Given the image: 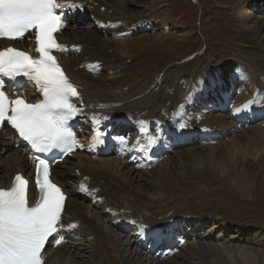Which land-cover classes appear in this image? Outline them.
<instances>
[{
    "label": "rangeland",
    "instance_id": "1",
    "mask_svg": "<svg viewBox=\"0 0 264 264\" xmlns=\"http://www.w3.org/2000/svg\"><path fill=\"white\" fill-rule=\"evenodd\" d=\"M242 2L243 4H241ZM259 2L264 4V0H259ZM107 3L114 7V10L112 11L113 13H116L117 16H120L127 21H132V24H144L142 19H145V17H150L152 20L155 18L157 20L154 21V23H152V20H149L150 23L146 22V24L142 27L136 26L137 29L126 37L119 39L110 38L113 40L110 43L112 48H110L109 51L115 55L116 61L114 63H120V66H117L113 69L115 72L124 73V67L130 64V62L133 60L139 61L140 64L133 67L134 70H131L133 72V76L135 75V77H137V82H128L114 89H101L102 91H97L98 94L104 96H101V98L122 99V94H120L121 91L122 93H126L128 91H132V88L136 89L140 83L142 87L144 85L143 83H150L149 86L144 90L145 92L150 93L149 96L147 95L149 97L148 102L145 103L141 100V106L138 108V111L142 109V116L143 114H146L145 117H148L149 115L154 117V121L149 122L148 126L151 127L150 130L155 134L156 131H158V123H156V120L158 117L162 118L161 122L163 123L166 119L165 117H168L167 115L169 113H177L183 119H190V115H192V118L194 119L195 114L197 115L199 113L202 114L201 116L207 114L226 116V119H223V121L221 120V123H224L221 125V127L219 125L216 126V130L218 132L217 135L220 137L217 136L218 138L216 137L213 144L207 145L208 143L202 144L195 142L193 144L180 146L176 149H173L171 153L167 154L168 157L166 156L165 158L168 160L164 159V157L161 158L158 156L159 158L157 159V162L153 161V166L149 168L144 167L146 166V160L139 159L138 157H132V159L134 158V162L139 164L135 165L133 163L131 164L127 162L131 159V157L123 159V157L116 158L114 155H91L87 154L85 151H82V153L77 152L76 155L68 157L65 164L55 168L54 171L57 170L59 174L63 173L60 176L63 177V182L67 184L66 188L68 191H75L81 189L83 186H81L82 183L79 179V176L74 173L77 170L74 168H78L77 166L82 165L84 162L89 166L92 164L91 168L95 167L97 170L108 174L110 177H116L124 183L127 179L129 182H131H126L129 185L128 188L134 190L133 192L136 190L140 194H143L145 203H148L151 208L153 207L156 212H160L162 208H167V206L171 204H184L187 201H192L194 206L197 207L196 211L192 213L188 209L180 208L181 210H178V212L182 216V220L176 221L180 223L179 225L172 226L173 222L170 221L165 227H162L161 230H156L154 228L149 229V232L146 233L147 239L151 238L152 241L149 240L147 242L148 247L154 246L152 243L157 238H160L161 241L165 240L159 244V248L168 240H177V242H179V240H181L179 239V232L180 234H186V239L181 240V246L179 247L180 252L186 257L185 262L189 261L192 262V264H207V260L203 257V254L201 256L197 251H200L199 244L203 246V243L205 244L206 242H212L223 249L228 258V262H226V259L223 258L224 261L222 263L216 260V256L212 255L210 257V261L213 264H242L240 263L239 259H235L238 258L235 254L238 250H242L243 247L252 249L251 251L249 250L252 264H264V190H261L264 188V186H258L259 182H264V168H262V166L258 167L253 165L261 159L262 162H264V149H258L259 152H251L249 154L243 147L237 149L236 151L238 152L233 149L231 150L232 153L230 151V153L224 157V162H213L214 160L212 159H214V157L207 155L210 153V148L211 151H213V149H216L217 147H222L225 149L227 147L233 146L232 140L235 141L236 138H238L236 136L240 135V132H244V129L248 128V126L264 127V108L263 112L260 109V111L256 112L257 116L253 113H249L248 111H246L245 114L243 113L244 117L241 119V121L244 122V124L248 123L243 127L239 126L241 121L237 119L238 114L236 116H232L230 113L233 102L237 99V97L242 95L241 97H244L248 100L253 98L254 93L246 90V88L252 86L254 82H257L260 85L258 99H261V95L264 91V53L259 51L258 45L253 50H249V46L244 43L242 44L243 48L241 49L239 47V45H241L240 39L235 37L237 32H240L241 30H248V28H252L256 24H261L262 31H264V23L260 19L264 17V5L261 8H257L256 6H250L249 3V5L245 4L244 0H107ZM101 6L102 5L99 6V9H101ZM86 13L93 15V13H89L88 11ZM85 14H78L75 12L70 14V16L73 15L74 17L81 19L80 23L76 26L72 24L74 25L73 27H75L74 30L77 36H79L80 39H82V37L88 39H90L89 37L92 36L95 38L98 37L101 40L100 42L103 43L106 37L99 36L100 32L98 27L99 24H101L100 21H97L95 18L91 20L89 17L83 20ZM236 16H238L237 19L240 18V20H238L236 25H234L231 19L236 18ZM162 18L168 19L166 24L167 26H163L161 23L160 20ZM255 19H258L257 22H255ZM119 24L121 23L119 22ZM146 26L148 28L145 29L144 27ZM146 34L151 36L152 45L155 51H146L145 48L147 47H143L145 39L141 38ZM237 35H240V33H237ZM114 40L116 41L113 42ZM117 40L120 42L118 43L119 48L116 47ZM255 51H258V54L254 53L255 55L253 56V52ZM126 52L129 54L124 55ZM154 52L156 53V56H154ZM229 60H233V64H230ZM203 68L205 69L201 74L200 70ZM101 71L102 69L97 73L99 74V77L104 80L107 78V76H109V74L106 70L102 71V73ZM199 76L202 78L198 82L196 79L199 78ZM194 77L196 79H194ZM181 78H185L186 80L183 82V84H179L180 87L174 98V87L177 80L179 81ZM203 78L206 81H204ZM154 79L156 83H159L158 89L155 90L152 84ZM190 79H194L193 88L196 90V92L192 99L196 98V103L195 101L191 102V100H188L187 97L183 98L182 100L180 98V94H184L185 88ZM164 88H167L166 91H168L170 96H172V99H174L172 100L174 101L173 104L172 101L161 96L160 91ZM31 89H33L32 86L31 88L27 89V92ZM192 89L190 90V93ZM21 90H25L24 87L20 88L18 92ZM86 93L87 92H85V94ZM116 94H119V96ZM208 94H213V98L210 99ZM86 95L89 96L88 94ZM143 95L141 93L139 97L136 96L134 98L132 97L127 99L126 101L130 102H126L117 108L124 109L125 111L129 103H133L134 100L138 101L141 99V96L143 98ZM191 103H194L196 106L193 107ZM153 105L157 107L152 109ZM145 107L148 108L146 109ZM162 107H166V109H163ZM196 107L200 108V111L196 112ZM214 109L227 111L225 113L218 111L212 113V110ZM253 111H255V109H253ZM126 114L128 116H125ZM122 115L125 118L133 116V114H129L128 112H123ZM231 117L233 120L235 119V122L232 124L229 122V120L232 119ZM136 118L139 120V122L143 120L139 117ZM201 120L197 123V126L199 127L201 123H203ZM249 120H252L251 124H249ZM123 121H125V123L127 122L125 119ZM79 122L81 125V131H79L80 137L88 132H93L92 127L90 126L91 123H85V118ZM105 122L110 124L112 121L107 118ZM125 123L122 122L121 124L124 126ZM135 125L136 123H132L130 126H127L129 138H131V136L135 137L137 135L136 133L138 131V127ZM222 126L225 127L223 128ZM107 132L109 135H111V137H114L117 135L118 130L115 131L114 127L108 129ZM172 134L175 135V131H173ZM177 139V137H172L169 140V146L172 147L174 144H184L188 142V140L189 142H192V138L190 137L186 138V141H177ZM167 143L168 140L164 144H159V146L163 147H159V150L155 151L157 155H159V153H163L164 150L167 149ZM80 149L84 150V147H81ZM9 152H11V149L8 146H5L2 149V152L0 150L1 170L3 163H5L4 160L9 156L7 155ZM234 152L236 154H234ZM94 155L95 157L102 158L95 159L93 157ZM229 159L231 161H229ZM109 162L114 163L113 166L111 165L112 167H110V169H108ZM122 162L127 164L125 165ZM223 163H226V165ZM160 164H162V167L167 166L169 170H173L172 174L169 176L171 177V179H169V182L172 185L171 190L173 189L172 191L174 192V196L171 198L165 193L152 190L157 186L154 175L158 174L157 169H160ZM131 166H133V168H131ZM244 166L249 168L248 171L244 169ZM83 170L87 172V169ZM116 170L119 171L121 175L118 174L116 176L118 173ZM227 170L229 171L227 172ZM28 171L29 170H27V172ZM245 171L248 175L251 174L252 177H255L256 184L253 183L255 187L249 191L250 194L246 193V195L242 197L240 192L237 190H235L236 192H226L227 194H224V191L222 190V193L219 194L221 187L225 189L226 185L233 186V182L236 180L235 178L239 175L242 177V174ZM212 173L216 179L215 181L218 184L216 182L214 183L213 181L210 183H205L207 186L205 184H203V186L201 184V179L198 178H203V176L205 177L208 174L213 177ZM0 177H4V175L0 174ZM189 178L196 182H193L192 180L184 182L186 179L189 180ZM143 179L146 180L144 181ZM192 182L194 185H189V183ZM223 183L225 184V187L223 186ZM150 184H152L154 187H151ZM195 185L201 186L198 188ZM190 189L192 190L190 191ZM169 191L170 189H167L166 192ZM81 195L83 198L79 201H82L83 205L79 210L82 211L87 218L92 217V215H90L92 213L99 214L98 216L101 219H96L93 216L94 221L102 229L110 231V234L119 241L122 240L126 242L127 238L130 236H133L135 239H137L138 234H135L137 228L135 227L136 220L134 218L129 217L130 219L128 221L133 222L134 226H130L128 224L123 225L122 228L126 229L124 230L125 233L117 237V231L112 228L114 231L111 233L112 230L109 228L110 222L117 224L118 227L122 223V221H120L121 217L116 216L113 211L114 206L112 205L111 208L105 207L104 203L101 201L102 197H99L98 195ZM134 195L138 197L137 193H134ZM203 195L206 198H204ZM216 199L220 200L217 201ZM119 200L126 209H131V204L133 203L132 197L124 198L121 196ZM221 201L223 202L221 203ZM224 203H228L229 207L224 205ZM146 204L143 205L146 206ZM186 206H188V204ZM69 209L71 211L72 208ZM70 213L71 215L75 214L73 210ZM71 219L72 218L69 215L65 217V220L67 221H71ZM156 220L160 222L158 225H163L165 222V219L162 217H157ZM203 221L205 223H202ZM82 223L83 221L80 222V224L78 223L77 227L75 228V232H77V229L81 228ZM71 225V222H67V227ZM74 226L75 225H73V227ZM170 226L177 229V231L173 232L172 229H169ZM65 227L62 229L63 231H68L67 235L65 236V244L71 245V252L69 254L66 253V257L62 258V262H64L63 264H68L70 260L69 258L73 256L79 248L83 249L86 245V242L84 240L79 241V239H72L70 230H67ZM127 231L132 232L133 234H127ZM143 233L145 232L143 231ZM156 233H163V235L156 236ZM77 237L80 239L85 238L79 233L77 234ZM139 239L140 237H138V240ZM164 245L167 247L169 246L168 243ZM188 248H191V251H189ZM80 256L87 257V253L81 252ZM81 257L79 259H75L79 263L85 264L84 262H87L86 258H83L84 261H82ZM101 257L102 256L99 255L98 258ZM171 259L173 261V258ZM54 260L55 259H53L52 256L51 258L48 256L46 262L53 264L55 263ZM172 261H169V263H172ZM178 261L181 262L182 260L179 259ZM106 262H108V258L106 259ZM128 262L129 264H136L135 256L129 254Z\"/></svg>",
    "mask_w": 264,
    "mask_h": 264
},
{
    "label": "bare ground",
    "instance_id": "2",
    "mask_svg": "<svg viewBox=\"0 0 264 264\" xmlns=\"http://www.w3.org/2000/svg\"><path fill=\"white\" fill-rule=\"evenodd\" d=\"M70 3H73V4L81 6L80 10L73 11L75 13L85 14L87 11L89 13H93V18H95L97 21H100V23H101V24H99V27H98V30L100 32L99 36L100 37H106V39H105V41L103 43L100 42L101 40L98 37L95 38L93 36L89 37L90 39L81 36L82 39H80V37L77 36V34H76L75 30H74L75 27H73V26L74 25L76 26L77 24H79L81 19H79L77 17H74L73 15L71 16V18H70L71 20H69L66 24H64V27L62 28L61 33H60L62 46H63V51L60 50V49L57 50V55L59 56L60 59H62L61 62L64 65V69L67 71L68 80L73 85L74 84L76 85L79 95L82 92V95L84 96L83 97L81 95L82 99H83L84 103L87 106L88 105L89 106L95 105V104H98V103H104V102L123 101V100L130 99L132 97L133 98L136 97V96L139 97V95L141 93L143 95V92H144L143 98L141 96V99H139L138 101L134 100L133 103H129L127 105V109L125 111H124V109H119V108H113L112 109V110H114V114L118 115L119 117H122L123 120L125 119V117H123V115H122L123 112H128L130 114H133V112L131 113V111H133V110L136 111L137 110L136 111L137 113L142 114V112H143L142 109H140L138 111V108L141 106V100L144 101L145 103L148 102V98H149L148 96L150 95V93L149 92H145L144 90L149 86L150 83H148V82L143 83L142 82L144 84L143 87H142V85L140 83V85H138L136 87V89H133L131 87L132 91H128L127 90L128 92H126V93H122V91H121L120 94H122V99L123 100L122 99H110V98L103 99V98H101V96H103V95L98 94L97 91H102L101 89L105 90L106 88H110V89L118 88V87H120L123 84H126L128 82L136 81L137 77H135V75L133 76V72L131 70H134L133 67H135L136 65L140 64L139 61H137V60H133L132 61L133 63L130 62V64L125 66L124 69H123V71H125L124 73L115 72V70H113L117 66H120V63L119 64H115L114 63L116 61L115 55L112 54L111 51H109L110 48H112V46H110V43L113 40V39H110V38H113L115 35L120 34L122 32V30L130 29L129 26H133L134 29H136V26L142 27L143 25L146 24L145 21H149V20H152V19L150 17H145V19H142L144 24H142V25H138V24H135V23L132 24V21H127V20L121 18L120 16H117L116 13H113L112 11L114 10V7H112L109 3H107V0H70ZM244 3L245 4L249 3L250 6H256L257 8H261L264 5L262 2L260 3L259 0H244ZM241 4H243V2ZM100 5H102L101 9H99ZM148 10H150V9H148ZM238 14H239V12H238ZM144 15H146V14H144ZM158 16H159V14H158ZM237 17L238 16H236V18H234V19L233 18L231 19V21H232V23L234 25H236L238 23V20H240V18L237 19ZM120 19H121V21L123 23L120 22L121 25H122L120 27L121 29L120 28L117 29L115 26L117 24H119V22L116 23V24H114V22L115 21H119ZM260 19L264 23V17L260 18ZM156 20L157 19L154 18L152 20V23H154V21H156ZM167 20H168L167 18H162L160 20L161 23L163 24V26H165L167 24ZM257 20L258 19H255V22H257ZM70 21H72V24H74V25L71 24L72 27H71V25H69ZM75 21H77V22H75ZM68 26H70V27H68ZM237 33H240V35H237ZM237 33L235 34V37L240 39V42H241L240 44L241 45H239V47L241 49L243 48L242 44H244V43H246L249 46V50H253L258 45L259 46V51L264 53V31H262V25L261 24H256L252 28H248V30H241L240 32H237ZM141 39H145L143 47L144 46L147 47V48H145L146 51H155V49L153 48V45H152V39H151L150 35L146 34ZM115 41L116 40H114L113 42H115ZM118 43H120V42H118V40H117V44H116L117 48H119V44ZM17 44H18V46H22V42H18ZM234 45H235V43H234ZM76 48H78V49H76ZM127 51H128V49H127ZM254 53L258 54V51L253 52V56L255 55ZM127 54H129V53L128 52L124 53V55H127ZM129 56H131V55H129ZM154 56H156V53L154 54ZM86 62H92L93 66H95V67L92 68L91 73H88L84 69V67H85L84 64ZM233 62H234L233 60H229L230 64H233ZM101 69H102V71H105V70L108 71V74H109V76H107V78L104 79V80H102L99 77V74L97 73ZM204 69L205 68L200 70L201 74L203 73ZM145 70H147V69H145ZM102 71H101V73H102ZM201 78L202 77L199 76V78H197L196 81L199 82ZM185 80H186L185 78H181L179 81L177 80L176 85L174 87V91H175L174 98H175L176 92L178 91V89L180 87L179 84H183V82H185ZM204 81H206V80L204 79ZM211 83H212V81H211ZM152 84H153L154 90L158 89V84L159 83H156L155 79H154V81H152ZM34 85H35V83H34ZM124 86H126V85H124ZM36 87H38V86H36ZM32 88H33V86H32ZM259 89H260V85L257 82H254L252 84V86L247 87L246 90H249L250 92L254 93L253 98L248 100V99H245L244 97H241L242 95L237 97V99L234 100L233 106L231 107V110H230V113L232 114V116L235 115L238 112V118L237 119H239V121H241V119L244 117L243 113L245 114L246 111H248L249 113H253L254 115L257 114L256 113L257 111L262 110V112H263V108H264V91H263V94L261 95V99H258L259 98ZM134 90H136V91H134ZM166 90H167V88H164L163 90L160 91L161 96L163 98L167 99V100H170V101L174 100V99H172V96H170L169 92L166 91ZM33 91H34V88L29 90L28 92H26L25 90H21L20 92H26L27 96H31L29 93H32ZM85 92H87L86 94H88L89 96H87L85 94ZM195 92H196V90L193 88L191 93L189 94V96H187V99L191 100V102L196 100V98L192 99L195 96ZM13 93L15 95L19 94L18 90H14ZM111 94H112V92H111ZM116 95L119 96V94H116ZM208 95H209L210 99L213 98L212 97L213 94H208ZM153 96H155V95H153ZM123 102H126V101H123ZM173 103H174V101H172V104ZM195 103H196V101H195ZM191 104H192L193 107L196 106L194 103H191ZM156 107L157 106L153 105L152 109H154ZM145 108L147 109L148 107H145ZM237 109H243L244 111H237ZM253 109H255V111H253ZM259 114H260V112H259ZM167 116L170 117V118L165 117L166 121L175 120L176 119L177 123L175 125H171V127L174 126L173 129H175V133L176 134L173 135L172 134L173 133V129H168V127H166L164 125V127L162 128V131H161V134L163 133L161 135L162 136L161 144H164L167 140H168V143H169V140L172 137H177L178 138L177 141H180V140H185L186 141V136L188 135V131L186 130L185 126L189 125V123L192 124L193 123V122H191L192 120L190 121V119H188V118L183 119L177 113H173V114L169 113ZM148 117L150 118L151 116L149 115ZM148 117H146V118H148ZM198 118H200V119H198ZM161 119L162 118L158 117V119L156 120V123H160ZM195 119L198 122L201 119H203V120H201V121H203V123H201V125H206L207 124L208 126H211L212 128H214L217 125H219L221 127V125L224 124V123H221V120L223 121V119H226V116L213 115V114L209 115V114H207V115L199 116V117L196 116L194 118V120ZM231 120H229V122L231 124L233 122H235L234 121L235 119L233 120V118H232ZM86 122L87 121L85 120V123ZM240 123H244V122L241 121ZM193 124H194L195 128H198V129L201 128V127L197 126V124H195V122ZM120 125L123 127V124H121V123L116 125L113 122H111L110 124H107L106 122H104L100 129H102L104 131H107L108 129L115 127V131L118 130V132H119V131H122V127ZM90 126L92 127V131L93 132H91V133L88 132L85 135L81 136L80 139L82 140V142H86L90 137L96 136L98 127L96 125L92 124V123H91ZM108 126H111V127H108ZM148 128L150 129L151 127L148 126ZM77 130H78V134H79V131H81V125H80L79 120L77 122ZM189 134L194 135V133L192 131H190ZM217 134H218V132L216 130H214L213 133L200 131V132L197 133L196 139L197 140H199V139L200 140L201 139L209 140V141H206V142H208L207 145H209V144L211 145V144H213V142H215V138H212L211 140H210V138L215 136V135H217ZM236 137H238V138H236L235 141L232 140L233 146L227 147L225 149L222 148V147H217L216 149H213V151H211V148H210L209 149L210 153L207 154V155L211 156V157L212 156L214 157V159H212V160H214L213 162H224V157L227 156L230 153V151L233 150V149H235V151H236L237 149L243 147L248 154L251 153V152H259L258 149L259 150L260 149H264V127H262V126H254V127H249L248 126V128L244 129V132H240V135H237ZM135 140H137L136 137H134V141ZM191 141H193V140H191ZM17 143H18L17 141H14L11 138V135L8 133V131H7V129L5 127L1 129V131H0V150H1V152H2V149L4 148V147H2L3 144H5V145L7 144L8 146H12L13 148L11 149V152H9L7 154L9 156L4 160L5 163H3L2 170H1V167H0V174L4 175V177H0V187L7 186L9 184V182L11 180V177H12V175L14 173L20 174V171L25 173V175L30 173V170H31V168H30V166H31V157L28 154H25L24 150ZM159 147H163V146L157 145L156 151L159 150ZM128 149L135 151L136 146L134 145V142L129 144ZM152 149L153 148H151V150ZM115 152H117V149L115 150ZM236 152H238V151H236ZM240 152H243V151H240ZM231 153H232V151H231ZM76 154H77V152L74 153V154L70 153L67 156L66 160L62 161L61 163H58L55 166V168H58V167L64 165L69 156H74ZM161 154L162 153H159V156H161ZM234 154H236V153L234 152ZM93 157L95 159L96 158H102V157H95V156H93ZM165 157L166 156H164V159L168 160ZM123 159H124V157H123ZM131 159H132V157H131ZM154 159H156V158L153 157V155H152V156H149L148 161L154 160ZM230 159H229V161H231ZM132 160L134 161V158ZM142 160H144V159H142ZM139 163H141V162H139ZM113 164H114L113 162H109L108 169H110V167H112ZM123 164L126 165L127 163H123ZM133 164L139 165V164H136V162H134ZM223 164L226 165V163H223ZM215 165H217V164H215ZM237 165H239V164H237ZM253 165L254 166L256 165L258 167L262 166V168H264V162H262V159L257 161ZM91 166H92V164H91ZM91 166H89L87 163L84 162V163H82V165L77 166L78 168H74V169H77L76 172H74V173H76L79 176V179H80V181L82 183L81 186H83L81 189L75 190V191H70V190L68 191L67 188H66L67 184H65L63 182V177L60 176L63 173L59 174L57 170L54 171V176L53 177H55L57 179V181L60 182L64 186L65 191L68 193V196H69L68 200H67V203H66V206H65V212H64L63 218H62L63 219V221L61 223L62 228L66 226L65 228L67 230H70L72 239L73 238L74 239H79V241H83L84 240L86 242V245H85V247L83 249L79 248L76 251V253L69 258L70 260H69L68 264H81V263H79L76 260V259H79L81 257L80 256L81 252H84V253L86 252L87 253V257H81L82 261H84L83 258H86L87 262H84L85 264L86 263L87 264H129V262H128L129 254H132L133 256H135L136 264L137 263L138 264H141V263L142 264H164V263H167V264H192V262H189V261H188L189 263L187 261L185 262V258H186L185 255H183V253H181L179 250H177V246H178V243L180 242V240H179V242H177V240H168L167 242L163 243V244L168 243L169 246L166 247L163 250V252L160 253V255H163V253L165 254V252H169V254H171V256L169 258H166V260L164 259V260L161 261V260L157 259L156 257H154V253L159 251V249H160L159 248V244H161L165 240L161 241L160 238H157L152 243L154 246L148 247L147 242L149 240L150 241H152V240H151V238L147 239V234L146 233H143L144 234V240L141 239L139 234H138V237H140L139 240H138V237H137V239H135V237H133V236H130L129 238H127L126 242H124L122 240L119 241L118 239H115L110 234V231L102 229L94 221L93 216L96 219H101L98 216L99 214L92 213V214H90V215H92V217L87 218L86 215L82 211L79 210L82 207V205H83V202L79 201V200H82V198H83V196L81 194L85 193V194H89V195H93V196H97L98 195L99 197H102L101 201L104 203V206L107 207V208H111V206L113 205L114 206L113 211H114L115 215L118 216V217H121L120 221H122V223H121V225L119 227L117 226V224H115L113 222H110V227L109 228L111 230L113 228L114 230L117 231V237H119L120 235L125 233L124 230H126V229H123L122 227H123V225L129 224L128 221H129L130 218H134L137 222L148 223L149 229H153L154 228L156 230H161L162 227H165L167 225V223L170 222V221L173 222L172 226L179 225L180 223L176 222V221L182 220V216L178 212V210H181L180 208L188 209L192 213L196 211L197 207L194 206L192 201H187L184 204H181V203H176L175 205L171 204V205L167 206V208H162V210L160 212H156V210H154L153 207L151 208L148 205V203L147 204L145 203V198H144L143 194H140L136 190H135V192H133L134 190H132L131 188H128L129 185L127 183H131V182H129L127 179L125 180V183H124L123 181H121L120 179H118L116 177H110L108 174H106L104 172H100L95 167L91 168ZM213 167H214V165H213ZM131 168H133V166H131ZM83 169H87V172H85ZM244 169L246 171H248L249 168H246L244 166ZM27 170H29V173L27 172ZM207 170H208V168H207ZM73 171H75V170H73ZM157 171H158V174L154 175V179L157 182V186L154 189H152V190H155V191L157 190V191H160L162 193H165V194L169 195L168 197H170V198L173 197L174 196V192L172 191L173 189L171 190L172 185L169 182V179H171V177H169V176L172 174L173 170L172 169L169 170L167 168V166L162 167V164H160V169H157ZM228 171L229 170H227V172ZM246 171L242 174L243 175L242 177L240 175L237 176L235 174L237 177L235 178L236 180H234V182H233L234 183L233 186H227L226 185L225 189H223L221 187V190H219L220 193L219 192L218 193L221 194L222 190L224 191V194L226 192H229V191L230 192H232V191L236 192L235 190H237V191L240 192L242 197L245 196L246 193H249V191H251V189L255 187L254 184H253V183H255V177H252L251 174L248 175L246 173ZM116 172H118L116 174V176L118 174L121 175V173L119 171L116 170ZM212 176H213V173H212ZM167 178H168V182H167ZM198 179H201V182H202L201 184L202 185L205 184V183L213 182V181H214V183L216 182L215 181L216 179L214 178V176L211 177L210 174H208L205 177L203 176V178H198ZM143 180L145 181L146 179H143ZM173 180H174V178H173ZM191 180L192 179L189 178V180L186 179L184 182L191 181ZM193 182H196V181H193ZM193 182L189 183V185H194ZM198 182H200V181H198ZM150 186L154 187L152 184H150ZM200 186L197 185L196 187L200 188ZM223 186L225 187V184ZM258 186H264V182H259ZM104 187H106V188H104ZM82 189H83V191H82ZM167 189H170V191L166 192ZM178 189H179V187H178ZM191 190L192 189H190V191ZM202 190H203V188H202ZM261 190H264V188H262ZM30 193L32 194L31 190H30ZM134 193H137L138 197L135 196ZM184 193H186V192H184ZM204 195H203V197H204ZM121 196H123L124 198L125 197H128V198L132 197L133 203L131 204V209H130L131 212H130V210L126 209L125 206L120 202L119 198H121ZM204 198H206V197H204ZM219 200L220 199H218L217 201H219ZM222 202L223 201H221V203ZM143 204H146V206H144ZM187 204H188V206H186ZM224 205L229 207L228 203L227 204L224 203ZM156 207H157V205H156ZM69 208H72L71 211L73 210V212L75 213L74 215H71V213H70L71 211H70ZM67 215H69L72 218L71 221L70 220H68V221L65 220V217H67ZM157 217H162V218L165 219V222H164L163 225H158V223H160V222H158L156 220ZM82 221H83L82 226H81L80 229H77V232L79 234H82L85 238L80 239V238L77 237L78 233L75 232V228L77 227L78 223L80 224V222H82ZM65 222H66V225H65ZM67 222H71L72 225L67 227ZM108 223H109V221H108ZM202 223H205V222L203 221ZM73 225H75V226L73 227ZM172 226H170L169 229H172L173 232L177 231V229H175ZM199 228H200V226H199ZM114 230H112L111 233H113ZM67 232L68 231H63L62 230L59 237L51 238L48 241L49 247L46 248V250L43 253V255H44L46 260L48 259V256L50 258L52 256V258L55 259L54 260L55 263H53V264H63L64 263V262H62V258L66 257V253L69 254L71 252V249H70L71 245L65 244V238H66L65 236L67 235ZM60 238H62V242L59 245H56L55 244V239H60ZM197 243H199V242H197ZM242 244H244V243H242ZM55 245H56V248H55ZM199 245H200V247H199L200 251L198 250L197 252L201 256L203 254V257L206 258V260L208 261V262L206 261L207 264H213L210 261V257L212 255L216 256V260L219 261V262L223 263V261H224L223 258L226 259L225 260L226 262H228L227 255L225 254L224 250L221 249L218 245H215V243L206 242L205 244L203 243V246L201 244H199ZM246 245H248V244H246ZM190 249L191 248H188L189 251H191ZM249 250L251 251L252 249L243 247L242 250L241 249L238 250L237 253L235 254L238 258H235V259H239L240 263H242V264H252L251 263L252 260H251V257H250L251 254H250ZM99 255H101L102 257L98 258ZM191 256L194 257L193 255H191ZM107 258H108V262H106ZM171 258H173V261H172ZM72 259H73V261H72ZM179 259L182 260V261L179 262L178 261ZM169 261H172V263H169ZM45 264H49V263L45 262Z\"/></svg>",
    "mask_w": 264,
    "mask_h": 264
},
{
    "label": "snow or ice",
    "instance_id": "3",
    "mask_svg": "<svg viewBox=\"0 0 264 264\" xmlns=\"http://www.w3.org/2000/svg\"><path fill=\"white\" fill-rule=\"evenodd\" d=\"M80 7L68 0H0V38L23 39L34 32L39 54L33 57L14 47L0 50V129L9 125L41 154L53 148L71 151L78 144L69 121L79 114L70 97L79 94L52 52L63 50L54 33L64 27L67 12ZM18 77L34 81L44 99L35 104L22 98L9 99L4 91L6 83L21 87ZM119 139L124 142L123 137ZM37 159L40 197L34 206H29L28 180L23 175L16 174L10 188H0V264H45L46 243L62 231L58 225L66 197L50 180L48 161L39 156ZM139 227L149 232L147 226ZM61 242L62 238L55 239L56 245Z\"/></svg>",
    "mask_w": 264,
    "mask_h": 264
}]
</instances>
